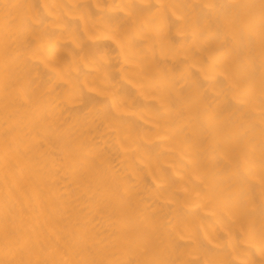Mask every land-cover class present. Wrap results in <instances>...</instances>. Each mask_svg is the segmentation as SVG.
<instances>
[{"label":"bare ground","instance_id":"obj_1","mask_svg":"<svg viewBox=\"0 0 264 264\" xmlns=\"http://www.w3.org/2000/svg\"><path fill=\"white\" fill-rule=\"evenodd\" d=\"M0 264H264V0H0Z\"/></svg>","mask_w":264,"mask_h":264}]
</instances>
